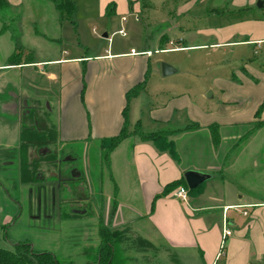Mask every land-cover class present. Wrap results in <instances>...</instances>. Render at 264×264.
I'll return each instance as SVG.
<instances>
[{
	"label": "crops",
	"instance_id": "0c3cea01",
	"mask_svg": "<svg viewBox=\"0 0 264 264\" xmlns=\"http://www.w3.org/2000/svg\"><path fill=\"white\" fill-rule=\"evenodd\" d=\"M139 1L102 0V11L108 4L118 3L120 12H133L137 22L142 13ZM46 2L39 0L50 11ZM11 4L13 10H18L24 3L11 0ZM178 9L174 17H191L193 24L189 29L203 38L214 39L212 46L252 49L254 56H259L257 60L241 62L240 70L235 69L230 75L214 78L211 92L204 97L208 102L201 105L188 94L177 95L161 104H151L146 113L138 111L137 117L131 118L146 84L134 97L128 99L127 93L144 81L147 83L151 71V51L146 47H142L139 55H132L134 49H130L106 51L94 58H67L57 54L35 60L29 54L26 57L29 60L20 63H31L18 61L13 65L9 61L14 51L6 64L0 66V71L27 69L25 75L30 86L48 98L53 96L56 105L43 116L42 121L46 123L42 129L51 132L57 144L118 136L125 122L123 112L128 108L126 119L130 134L110 152L107 162L111 164L116 156L128 158L135 178L130 195L136 200L140 198L143 213L139 217L147 223L144 233L154 235L168 255H176V264H264V161H260L264 141L256 140L264 125L255 126L260 110V121L264 122V0H188ZM210 19H217L215 25L209 24ZM198 20H205L203 26L196 25ZM56 23V27L62 25L58 17ZM108 36L104 34L105 39ZM178 42L184 43L182 39L161 38V44ZM7 96L5 92L0 93L3 99ZM17 96H14L15 102ZM138 122L144 133L170 132L180 162L134 134ZM184 142L180 149L179 144L183 146ZM78 160L70 161L76 164ZM102 160L99 156L100 163ZM70 170L73 169L63 167L62 171L68 174ZM74 170L76 178L83 176L78 166ZM190 170L210 176L198 193L188 195L186 202H181L176 192L156 199L167 184ZM120 193L122 189L117 186L114 196ZM123 210L113 197L107 217L109 226L99 217L91 227L97 229L99 224H104L122 231V250L133 262L137 256H133L131 247L143 257L155 242L138 234L137 239L144 242L137 248V239L129 228L131 221L124 217ZM89 215L79 211L67 216L77 219ZM225 223L232 234L226 240L223 255L218 257Z\"/></svg>",
	"mask_w": 264,
	"mask_h": 264
},
{
	"label": "rangeland",
	"instance_id": "374dc122",
	"mask_svg": "<svg viewBox=\"0 0 264 264\" xmlns=\"http://www.w3.org/2000/svg\"><path fill=\"white\" fill-rule=\"evenodd\" d=\"M73 1L76 5L73 18L56 27L57 16L51 3L46 2L51 9L47 11L39 0H22L23 6L12 12V17L19 14V19L15 23L8 22L21 35L23 56L31 54L35 60L53 58L57 54L67 58H94L106 51L128 52L134 49L135 52H141L142 47H146L151 51V71L145 92L140 95L132 111V119L137 117L138 111L146 113L151 104H161L177 95L188 94L200 105L208 102L204 97L211 92L214 78L230 75L233 70H240L241 62L253 58L257 60L259 57L254 56L252 49L212 46L214 39L194 34L189 29L193 24L191 17L173 15L188 0H150L151 3L140 0L142 13L137 22L133 12H120L121 5L118 3L108 4L103 12L102 0ZM123 16L127 19L125 23L122 22ZM204 22L205 20H198L196 25L203 26ZM215 22L217 19H210L209 24L215 25ZM2 23L0 19V31ZM121 29L126 35L119 34ZM12 30L0 33V66L6 64L7 58L16 49ZM105 33L109 34V38H104ZM163 36L182 39L184 43L161 44ZM52 38L57 40L51 41ZM162 49L167 50L161 51ZM163 65H169L175 72L164 76ZM26 70L0 71V93L8 94L6 99L0 97V149L17 150V157L5 162L12 163V166L6 167L4 163L0 168V248L11 250L15 244L29 242L38 252L54 254L60 264H94L100 244V224L97 229H92L91 225L99 217H103L104 223L109 226L107 217L110 201L114 197L123 206L124 217L131 221L129 228L132 229V235L137 239L140 234V237L155 242L154 247L145 250L143 257H139V251H134L131 247L137 260H129L128 264H176V255H168L154 235L144 233L147 223L139 217L143 213L140 198L136 200L130 195L135 186V178L128 158L116 156L111 164L102 160L100 140L68 144L48 142L49 145L43 147L45 149L33 146L28 148L35 159L38 157L37 150H52L58 154V167H50L45 163L38 165L44 177H49L50 173H58L62 165L69 169L78 166L83 176L75 182L77 196L69 192L63 195L59 185L54 182L41 184L39 187L23 183V160L26 159L27 152L23 154L20 149L22 116L33 110L37 115H34L35 118L41 121L48 109L55 108L56 105L52 100L53 96L48 98L30 86ZM15 95H18L17 102ZM25 119L29 123L36 122V119ZM45 123L40 124L39 128L42 129ZM40 133L45 135L43 129ZM256 140L264 141V130L259 132ZM179 145L182 149L185 142L183 146ZM260 152L264 153L263 147ZM76 157L79 158L76 164L69 160L77 159ZM260 161H264V154L260 156ZM117 186L122 189V193L114 196ZM81 197L89 198V202L78 200ZM73 198L78 200L73 205L80 207L82 212H89L88 217L74 219L67 216L74 212L72 205H69L72 203H68ZM94 215L97 217L92 220ZM135 242L137 248H140L144 241L137 239Z\"/></svg>",
	"mask_w": 264,
	"mask_h": 264
},
{
	"label": "trees",
	"instance_id": "16d2710c",
	"mask_svg": "<svg viewBox=\"0 0 264 264\" xmlns=\"http://www.w3.org/2000/svg\"><path fill=\"white\" fill-rule=\"evenodd\" d=\"M50 2L57 13L58 21L62 24L64 21H69L73 18L76 12V5L73 0H46ZM12 4L11 0H0V19L3 22L0 33H3L8 30H12L13 27L10 26L9 22H16L19 19V14L12 17ZM12 18V19H11ZM9 20V22H8ZM14 31V32H13ZM13 37L15 40V53L10 58V64H16L19 61V64H28L31 62H23L20 61H28L29 59H23V46L21 43V35L17 33L15 29L12 30ZM146 81L142 84H139L132 88L127 93V98H131L136 96L145 86ZM128 108L126 107L123 115H124V125L118 136L103 138L100 141V147L102 150L103 159L107 160L109 158V154L113 151L126 137H128V124L126 119V113ZM35 111H32L28 116V119H33ZM261 118V110L256 114L257 122L255 124L256 127H261L264 125V122L260 121ZM198 127V126H196ZM35 122L29 123L24 118L22 119L21 126V134H20V149L24 153L27 152L26 159L23 160V168H22V179L25 184H35L39 182L38 176L42 174V171L39 169L38 165L41 163H45L51 167L54 161L58 159V154L53 152L52 150H47L48 153L42 152V150H37V158H33V152H28V148L30 146L39 147L42 149L43 147H47L49 145L48 142L54 143V139L52 138V133L48 130H44L45 135L43 136L40 133ZM134 134L138 135L140 139L144 142H151L154 147L161 153H168L171 158L180 162V156L177 152L176 145L174 141L170 138V132L167 131H159V132H151L144 133L141 129V123L138 122L134 127ZM45 149V148H43ZM17 157L16 149H0V168L4 166L5 162L13 161ZM184 187L188 189L184 176L180 179L175 180L169 184H167L163 191L156 196L157 198L166 197L169 194L176 192L179 188ZM202 185L199 186L195 190L188 189V195H195L200 191ZM124 233L122 231H118L112 229L104 224H100L99 226V237L100 244L97 249V261L94 264H128L129 258L123 255V250L121 249V243L123 239ZM0 264H60L56 256L50 252H38L33 249L32 245L29 242H20L15 244L11 250L0 248Z\"/></svg>",
	"mask_w": 264,
	"mask_h": 264
},
{
	"label": "flooded vegetation",
	"instance_id": "af4514ba",
	"mask_svg": "<svg viewBox=\"0 0 264 264\" xmlns=\"http://www.w3.org/2000/svg\"><path fill=\"white\" fill-rule=\"evenodd\" d=\"M32 111L33 110L27 111V114L24 115V116H22V118L23 119L24 118H28V116L31 114ZM34 115H35V113H34ZM35 116H37V115H35ZM35 116L33 117V119H36V122L35 123H36L38 129H40L39 128V125L40 124L44 125V121H42V120L39 121V119L35 118ZM42 152H44V150H42ZM46 152H48V151L46 150L44 153H46ZM62 159H64V158H62ZM69 160H74V159L72 158V159H69ZM59 163H60V161H59V157H58V159H56L54 161L53 165H51V166L58 167L59 166ZM63 167L64 166L62 165V169H60L58 173H50V174H48L49 177L46 176L47 178L44 177V176L39 175L38 176V180H40V181L37 182V183H35V184H33L34 187H39L41 184H46V183H52V184L55 183L56 185H59L58 187L61 189L63 195H64L65 192H69L71 195H76L77 196V191L78 190L76 189L75 182L77 180H80L81 177H78V178L75 177V170L74 169L73 170H70L69 174H64L63 171H62L63 170ZM71 197H74V196H71ZM78 200H80V201L86 200L87 202H89V198L83 199L81 197ZM78 200H77V198L76 199L73 198V199H69V201H68V203L69 202L72 203V204H69V205H72L71 209H74V214H75V212H79L80 210H82L80 207H77L76 205H73V204H77L78 203ZM64 203H66V202H64ZM64 203H63V205H65ZM68 203H66V205Z\"/></svg>",
	"mask_w": 264,
	"mask_h": 264
},
{
	"label": "water",
	"instance_id": "95a60500",
	"mask_svg": "<svg viewBox=\"0 0 264 264\" xmlns=\"http://www.w3.org/2000/svg\"><path fill=\"white\" fill-rule=\"evenodd\" d=\"M258 6L261 7L262 2H259ZM162 71H163L164 76L173 74L175 72V70L169 65H163ZM184 178L188 186V189L195 190L199 186L204 184L210 178V176L208 174H203L200 172L190 170V171L185 172Z\"/></svg>",
	"mask_w": 264,
	"mask_h": 264
},
{
	"label": "built area",
	"instance_id": "2783aa9c",
	"mask_svg": "<svg viewBox=\"0 0 264 264\" xmlns=\"http://www.w3.org/2000/svg\"><path fill=\"white\" fill-rule=\"evenodd\" d=\"M123 21L125 22L126 19L124 18ZM119 34L121 35H126V33L124 32V30L119 31ZM132 55H139L138 52H135L134 50L131 52ZM176 196L178 199H180L183 202H186L188 200V189L181 187L176 191ZM231 232L230 230H228L227 224L225 223V229L223 231V239H222V244H221V250H220V254H218V257H221L223 255V251H225V247H226V240L228 237L231 236Z\"/></svg>",
	"mask_w": 264,
	"mask_h": 264
}]
</instances>
